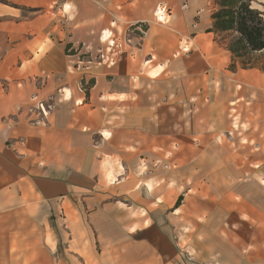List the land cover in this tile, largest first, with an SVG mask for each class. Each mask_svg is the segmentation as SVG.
<instances>
[{
    "label": "crops",
    "instance_id": "1",
    "mask_svg": "<svg viewBox=\"0 0 264 264\" xmlns=\"http://www.w3.org/2000/svg\"><path fill=\"white\" fill-rule=\"evenodd\" d=\"M218 9L0 0V264H264V49Z\"/></svg>",
    "mask_w": 264,
    "mask_h": 264
},
{
    "label": "trees",
    "instance_id": "2",
    "mask_svg": "<svg viewBox=\"0 0 264 264\" xmlns=\"http://www.w3.org/2000/svg\"><path fill=\"white\" fill-rule=\"evenodd\" d=\"M250 3L251 0H222L217 3L219 9L213 15L214 27L218 32L235 30L241 39L234 44H241L243 40L251 51L257 52L264 49V14L251 9ZM255 20V25L248 24ZM231 51L236 54L232 47Z\"/></svg>",
    "mask_w": 264,
    "mask_h": 264
},
{
    "label": "rangeland",
    "instance_id": "3",
    "mask_svg": "<svg viewBox=\"0 0 264 264\" xmlns=\"http://www.w3.org/2000/svg\"><path fill=\"white\" fill-rule=\"evenodd\" d=\"M215 1L216 3H221L222 0H213ZM257 4V3H256ZM254 7H256V5H252L250 3V8L251 9H254ZM257 22V20L253 21L252 23H248L250 25H255V23ZM225 34L228 36V37H231V40L228 44V48L230 50V52L232 53L231 51V47L234 48V50L236 51V54L232 53V56L236 59H239L240 61H242L243 65H245L246 63H248V60L250 59V56L254 53V51H251L245 44V42L242 40L241 41V44H237L235 45V41H238L240 40V35L234 30L232 31H228V32H225ZM239 43V42H237Z\"/></svg>",
    "mask_w": 264,
    "mask_h": 264
}]
</instances>
